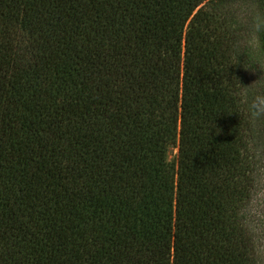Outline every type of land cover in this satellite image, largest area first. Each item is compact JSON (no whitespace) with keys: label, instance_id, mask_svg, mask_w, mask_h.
Segmentation results:
<instances>
[{"label":"trees","instance_id":"16d2710c","mask_svg":"<svg viewBox=\"0 0 264 264\" xmlns=\"http://www.w3.org/2000/svg\"><path fill=\"white\" fill-rule=\"evenodd\" d=\"M234 2L0 0V264H264Z\"/></svg>","mask_w":264,"mask_h":264},{"label":"clouds","instance_id":"9594fccd","mask_svg":"<svg viewBox=\"0 0 264 264\" xmlns=\"http://www.w3.org/2000/svg\"><path fill=\"white\" fill-rule=\"evenodd\" d=\"M227 11L221 10L225 19L231 18L232 27L236 24L244 26L243 32L234 41V47L247 50L254 65L264 71V0H250V2H234L225 6ZM255 70V69H253ZM259 79H264V75Z\"/></svg>","mask_w":264,"mask_h":264},{"label":"rangeland","instance_id":"374dc122","mask_svg":"<svg viewBox=\"0 0 264 264\" xmlns=\"http://www.w3.org/2000/svg\"><path fill=\"white\" fill-rule=\"evenodd\" d=\"M231 21V20H230ZM232 21L231 24H228L229 30H221L222 32L218 36H239L243 30L244 26L240 24H236L235 27H232ZM264 75V71H261L259 67L255 70H251L248 72L246 76V81L244 82V91H243V98L245 99L246 95L248 96L249 93L252 94L253 92H259L261 90L260 87L264 88V79H259L260 76ZM264 111V110H263ZM177 155H178V147L177 144L171 145L169 147L168 151V162L176 164L177 160ZM257 169L259 170L258 173V185L257 188L253 191L252 195V203L249 206L254 213L255 219L259 220V226L260 230V238H262V243L264 244V188L262 187L264 184V160H259L258 162V167ZM256 173V174H257ZM264 254V252H263Z\"/></svg>","mask_w":264,"mask_h":264}]
</instances>
